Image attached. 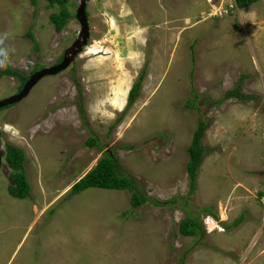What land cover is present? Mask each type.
I'll list each match as a JSON object with an SVG mask.
<instances>
[{
	"label": "rangeland",
	"instance_id": "rangeland-1",
	"mask_svg": "<svg viewBox=\"0 0 264 264\" xmlns=\"http://www.w3.org/2000/svg\"><path fill=\"white\" fill-rule=\"evenodd\" d=\"M78 3L68 4L74 14ZM211 3L86 0L83 51L0 108V264H264V0L223 16ZM58 10L0 0L3 66L29 76L61 60L80 27L74 16L56 31L49 15ZM20 82L0 78V98ZM237 84L249 99L226 97ZM199 120L205 152L191 191L187 149ZM91 136L100 147L87 146ZM6 142L24 151L26 198L8 194ZM105 149L146 202L133 208L129 189L69 197ZM187 215L203 232H180ZM209 215L219 225L206 227Z\"/></svg>",
	"mask_w": 264,
	"mask_h": 264
},
{
	"label": "trees",
	"instance_id": "trees-1",
	"mask_svg": "<svg viewBox=\"0 0 264 264\" xmlns=\"http://www.w3.org/2000/svg\"><path fill=\"white\" fill-rule=\"evenodd\" d=\"M34 2V0H31ZM49 6L58 5L59 10L57 12H52L49 15L51 23L54 25L56 31H61L66 25L71 17H74V13L70 11L68 4L72 0H47ZM239 8H244L250 6L258 0H235ZM31 39H34L31 32L26 33ZM37 44L34 45V49L37 50ZM0 59L5 60L6 54L4 49L0 44ZM38 69V68H36ZM34 71V70H33ZM15 76L19 77L21 82L18 86V91L21 89L23 83L28 78V76L22 75L18 70L13 69L10 65L6 64L0 67V78L3 76ZM145 75V68L141 70L137 80L134 82L132 87L128 92L126 109L130 108L135 102L139 95L141 82ZM227 96H233L239 99H249L251 95H246L240 92L239 85H235L233 88L229 89L225 93ZM9 106V105H7ZM6 107V106H4ZM2 107V108H4ZM125 111L121 113L120 118L124 115ZM207 123L203 120L198 121V125L195 128L192 136V141L188 146L189 159L186 164V171L189 178V186L191 191L194 189L196 176L199 166L204 158L205 148L201 145V139L204 134ZM88 147L98 146L97 138L91 136L85 141ZM100 147V146H98ZM126 147L132 148L133 144L126 145ZM102 149V148H100ZM4 160L8 168H10L9 177L12 180L7 186L8 194L16 198H26L30 195V184L27 179L25 171V154L22 148L10 143H5V154ZM107 188V189H129L132 191L130 203L133 208H136L147 201L145 195H141L138 192L136 184H134L131 176L127 174V170L121 164L115 152L112 149H105L102 152L101 157L98 159L97 163L79 179H77L68 190V195L73 196L81 191L91 188ZM260 195H262L260 193ZM165 202L161 201V204ZM242 216L237 217L233 225L239 224L242 220ZM230 227V226H229ZM179 230L184 235L194 234L196 231L203 232L202 221L195 219L193 216H186L181 220L179 225Z\"/></svg>",
	"mask_w": 264,
	"mask_h": 264
},
{
	"label": "water",
	"instance_id": "water-1",
	"mask_svg": "<svg viewBox=\"0 0 264 264\" xmlns=\"http://www.w3.org/2000/svg\"><path fill=\"white\" fill-rule=\"evenodd\" d=\"M78 6L75 10V18L79 23V31L76 39L73 43L67 47L63 53V56L56 64L42 67L35 70L29 75V77L23 83L21 89L16 93L0 98V108L11 105L22 100L32 89V87L45 75H54L65 68H67L76 55L83 51V48L87 44V40L90 36L89 21L86 9V0H78ZM1 135V132H0ZM1 145V141H0ZM2 166V153L0 150V168Z\"/></svg>",
	"mask_w": 264,
	"mask_h": 264
},
{
	"label": "built area",
	"instance_id": "built-area-1",
	"mask_svg": "<svg viewBox=\"0 0 264 264\" xmlns=\"http://www.w3.org/2000/svg\"><path fill=\"white\" fill-rule=\"evenodd\" d=\"M207 2H210V3L212 2L210 4V7H215L219 11V15L220 16H223V15L227 14L229 11H233V9L236 8V3H235L234 0H207ZM211 10L212 9L210 8V11ZM209 15L215 16L216 12L212 11V12L209 13ZM205 224H206V227H210V228L213 225H219L210 216H207V219L205 220Z\"/></svg>",
	"mask_w": 264,
	"mask_h": 264
},
{
	"label": "clouds",
	"instance_id": "clouds-1",
	"mask_svg": "<svg viewBox=\"0 0 264 264\" xmlns=\"http://www.w3.org/2000/svg\"><path fill=\"white\" fill-rule=\"evenodd\" d=\"M235 1V0H234ZM235 3H236V1H235ZM236 7H238L237 6V4H236ZM239 8V7H238ZM75 15V14H74ZM87 16H88V12H87ZM3 64H4V61L3 60H0V66H3ZM1 132V131H0ZM3 160V159H2ZM210 216V215H209ZM211 218H213L214 219V221H215V218L213 217V216H210Z\"/></svg>",
	"mask_w": 264,
	"mask_h": 264
},
{
	"label": "crops",
	"instance_id": "crops-1",
	"mask_svg": "<svg viewBox=\"0 0 264 264\" xmlns=\"http://www.w3.org/2000/svg\"><path fill=\"white\" fill-rule=\"evenodd\" d=\"M84 175V174H83ZM79 179V178H78Z\"/></svg>",
	"mask_w": 264,
	"mask_h": 264
},
{
	"label": "flooded vegetation",
	"instance_id": "flooded-vegetation-1",
	"mask_svg": "<svg viewBox=\"0 0 264 264\" xmlns=\"http://www.w3.org/2000/svg\"><path fill=\"white\" fill-rule=\"evenodd\" d=\"M29 77V76H28Z\"/></svg>",
	"mask_w": 264,
	"mask_h": 264
}]
</instances>
